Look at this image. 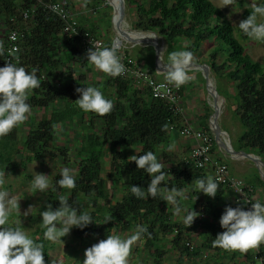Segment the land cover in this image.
<instances>
[{
  "label": "trees",
  "instance_id": "1",
  "mask_svg": "<svg viewBox=\"0 0 264 264\" xmlns=\"http://www.w3.org/2000/svg\"><path fill=\"white\" fill-rule=\"evenodd\" d=\"M143 1L125 0L126 7L138 12L134 29L156 33L165 47L166 64L184 57L196 64L206 63L217 83L225 82L224 98L235 99V114L243 128L232 146L264 162V67L246 53L234 24L212 0ZM26 12L29 17L25 20L22 15ZM262 14L264 0L245 9L243 23L251 25ZM0 16L7 22L16 17L15 27L24 34L21 63L0 69V181L5 172L16 168V158L26 163L66 162L69 151L60 146L58 133L75 128L80 133L75 171L55 178L41 211L43 224L27 246L14 242L19 227H3L0 211V264H50L52 247L47 233L55 228L60 209L76 217L74 237L81 241L104 238L111 229H133L145 247L153 250L152 264H163L161 244L170 238L169 247L188 257H197L204 250L226 256L229 251L224 247L228 245L244 257L243 264L254 262L251 246L246 245L244 204L227 203L222 187L208 195L210 184L204 172L185 160L171 161L166 146L171 131L182 128L180 115L153 99L147 88L122 78L113 63H106L100 80L94 79L95 66L103 56L84 53L81 38L65 34L60 19L37 1L0 0ZM79 30L98 38L95 31L81 26ZM209 42L215 47L200 62L198 54ZM150 49L146 67L156 76ZM110 50L108 42L105 52ZM126 56L131 57L128 52ZM28 112L35 122L20 137ZM207 119L203 117L202 129L212 135ZM134 147L140 152L132 159L128 153ZM159 160L167 166L171 163L163 173L156 172ZM108 161L110 189L104 169ZM117 186L123 192L120 199L116 198ZM183 193L202 207L201 247H188L186 226L174 221L168 197L176 195L180 201ZM110 243L113 247V241ZM261 254L264 257V247ZM111 260L112 255L103 264H111Z\"/></svg>",
  "mask_w": 264,
  "mask_h": 264
},
{
  "label": "rangeland",
  "instance_id": "2",
  "mask_svg": "<svg viewBox=\"0 0 264 264\" xmlns=\"http://www.w3.org/2000/svg\"><path fill=\"white\" fill-rule=\"evenodd\" d=\"M90 1L94 3L96 1L100 2V10L96 20L101 21L102 28L100 30L101 32H97V37L102 38L106 43L109 42L112 44L117 38L112 27V6L107 0ZM148 1L150 0H144L143 2L147 3ZM212 1L217 7L223 10L227 19L236 27V36L245 47L246 53L255 62L264 67V14L256 16L254 23L251 25H246L242 20L245 9L258 5L262 0H245L243 2L240 0ZM126 10L127 15L124 19V25L130 30H136L134 29V24L138 18V12L135 7H126ZM102 29L106 32L104 36H102ZM124 45L127 47V52L131 54L133 50L137 51V47L145 46V44L128 42H124ZM161 47V55L163 57L165 47L162 43ZM214 47L215 45L211 42L205 44L198 54L199 61L204 62L211 55ZM222 60L223 57H220L219 61L221 62ZM97 68L98 65L95 66V69ZM187 71L193 73L192 78L188 82H192V87L197 86L192 89L194 91L196 90L198 94L196 95L199 99L197 105L204 110V116L208 118L207 123L209 125L212 110L208 106V97L212 104L214 98L210 95V92L208 93L206 83L202 85V88H199L200 83L203 84L206 82L202 77L201 71ZM100 73V71L96 70L94 79L100 80ZM209 75L216 89L221 93V95L219 94L220 98H217V105H220L219 123L222 131L225 133L224 140L227 143L233 142L235 144L238 141V135L243 132V128L235 114V99L230 96H228V98H231L229 100L228 98H224L227 88L225 82L217 83L211 71ZM25 121H27V124L24 125L20 137H24L26 131L29 129L28 126H31L35 122L31 112L27 113ZM76 129H70V131L67 129L58 133L60 146L66 147L69 151L66 162L61 159H56L53 162L35 161L26 163V161L16 158V168L4 173L0 181V211L4 215L2 226L19 227V232L15 236L14 242L22 246H27L34 239L37 228L43 224L44 215L41 211L47 201L50 189L54 187L55 178L62 175L63 172L69 173L70 171H75L76 163H78L75 149L80 137V133ZM139 152L140 148L134 147L129 151L128 155L133 159ZM216 152L219 151L217 150ZM169 154H171V160L180 161V158L176 154ZM227 161L229 162L227 165L233 170L230 158ZM241 161L245 163L244 169H235L237 175L250 185L262 188L263 191L262 193L260 192L262 199L260 201L264 204V178H262L259 171L248 159H242ZM110 163V161L105 163V178L109 174ZM163 169H166V165L159 160L156 164V172L161 173ZM106 185L109 189L111 188V182L108 178ZM122 197L123 192L117 186L116 198L120 199ZM180 197H183L180 201L176 200V195L168 197L169 206L175 215L174 221L186 226V233L190 236V239L187 240L188 243L196 248L201 247V239L204 233L201 225L205 220L202 207L196 205L193 199H189L187 193L181 194ZM57 219L55 228L47 233L52 247L49 252L50 264H103L111 255V264H152L155 261V257L152 254L153 250H148L144 242L138 236L134 235V230L131 228H128L126 232H120L124 231L122 229H111L109 230V236L99 239H84L81 241L74 237L76 217L70 216L66 209H60V214ZM188 220H191L192 223L189 224ZM262 224L264 229V222ZM110 241H113V247ZM171 241L170 238L161 244L162 249L165 251L163 264H243L245 262L244 257L240 258L239 253L228 245L224 247V251H229L226 256L218 257L216 252L204 250L197 257H188L182 255L177 250H172L169 247ZM248 246L250 249L251 245L248 244ZM262 246L264 247V244ZM251 251L254 256L255 251H253V247H251Z\"/></svg>",
  "mask_w": 264,
  "mask_h": 264
},
{
  "label": "built area",
  "instance_id": "3",
  "mask_svg": "<svg viewBox=\"0 0 264 264\" xmlns=\"http://www.w3.org/2000/svg\"><path fill=\"white\" fill-rule=\"evenodd\" d=\"M46 11L57 16L63 23L64 33L81 38L80 49L84 53L103 56L107 63L117 65L122 78L131 79L135 84L149 90L153 99L160 100L169 109L183 119L180 134L193 140L194 145L189 157L185 160L187 165H192L204 174L212 176V183L207 189V194H214L219 187L234 193V204L243 203V221L245 223V237L255 251L253 264H264L261 254L264 244V206L254 198V191L242 179L231 175L229 166L215 156L217 148L213 136L203 130H197L185 118L182 105L181 90L174 80H160L152 74L142 63L133 57L126 56L127 47L115 39L111 50L105 52L106 43L94 36L80 33V23L77 14L68 7L64 0H35ZM26 20L29 13H23ZM17 18L12 17L9 22L0 16V69L16 67L21 63L20 49L24 34L15 26ZM117 42L120 44L117 45ZM263 221V222H262ZM188 247H192L190 243Z\"/></svg>",
  "mask_w": 264,
  "mask_h": 264
},
{
  "label": "crops",
  "instance_id": "4",
  "mask_svg": "<svg viewBox=\"0 0 264 264\" xmlns=\"http://www.w3.org/2000/svg\"><path fill=\"white\" fill-rule=\"evenodd\" d=\"M64 1L68 5V7L70 9H72L77 14L81 27L85 28L87 31L91 30L93 32L95 31L96 33L97 32L99 33V31L102 28V26H101L102 23H101V21L96 20V18H97L98 12L100 10V6L96 7L94 5V2L90 1V0H64ZM97 27H98V29H97ZM105 33L106 32H104V30H103L102 36H104ZM98 38H100V37H98ZM100 39H102V38H100ZM150 48L151 47L148 45L141 46L139 48L137 47V51L133 50L132 54L130 52L128 54L131 55V57H133L135 60L142 63L146 67V66H148L147 63H148L149 57L151 55V49ZM152 58H153V63H154L153 50H152ZM106 63H107V61L105 59H103L102 61H98L97 62L98 68L96 70L101 72L102 69L104 68V66H106L108 64V63L107 64ZM176 72H179V71H176ZM181 72H183V73L178 74L175 72H169L166 74H158L156 72V77L160 80H174V79L181 80L179 82H177L176 80H174V81L177 82V84L179 85L180 90H181V98H182V105H183L184 111H185V118L191 123V125H193L194 128H196L197 130H203L202 125L204 123L203 117H204L205 112L199 105H197L199 99L196 97V95H198V94L196 93V90L194 91V89H192V88H196L197 86L192 87V82L191 83L188 82L192 78L193 73H191L190 71H187V70H181ZM202 77H203V75H202ZM194 78H195V76H194ZM205 83L206 82H204L203 84L200 83L199 88H202V85H204ZM208 99H210V98L208 97ZM208 106L210 108L209 104H208ZM193 145H194L193 140L182 136L180 134V130L174 129L173 131H171L169 144L166 146V149H167V152L176 154L180 158V161H181V160H186L189 157V155L193 149ZM215 156L217 158L221 159L226 164H229V162L227 161V159H229L228 157L223 156L219 152L215 153ZM230 160L232 162L231 165L233 167V170H232V168L229 167L230 173H232L231 175H233L236 178L242 179V178H240V176L237 175V173L235 171V169H237V168L244 169L245 163H242V161H241L242 158H239V159L230 158ZM171 161H175V160H171ZM170 165H171V163L168 164V166H170ZM168 166L166 165V168H168ZM234 172H235V174H233ZM205 175H206V177H208V183L211 184L212 183L211 174L210 175L205 174ZM245 183L253 189V191H254L253 195H254V198L256 199V201L258 200L264 206V204L260 201L262 199L260 196V192L262 193V191H263L262 188L261 187L258 188L257 186H252L248 182H245ZM221 193H223V197L225 198V201L227 203H234L235 195L232 191L225 190L222 188ZM246 244H249V243L247 242Z\"/></svg>",
  "mask_w": 264,
  "mask_h": 264
},
{
  "label": "water",
  "instance_id": "5",
  "mask_svg": "<svg viewBox=\"0 0 264 264\" xmlns=\"http://www.w3.org/2000/svg\"><path fill=\"white\" fill-rule=\"evenodd\" d=\"M121 2V10H122V17L120 22L118 21L116 24L114 23V14L112 16V27L117 35L116 40L119 42H128V43H134V44H145L153 48V55H154V68L158 74H166L169 72H176L181 70H199L201 71L203 78L206 81L208 93L210 92V86H214L215 84L210 78V67L206 63L202 64H196L193 61H190L187 58H181L172 64L168 65L164 62L163 57L161 55V42L159 37L156 35V33L151 31H139V30H130L125 27L124 25V19L127 15L126 10V2L125 0H119ZM113 8V7H112ZM114 11V8H113ZM134 34V41L131 42L129 40H124L123 37L131 38V34ZM150 37L151 39L147 38ZM218 97L220 98V95L218 93V90L216 87L214 88ZM208 104L210 105V109L212 110V115L210 118V130L214 139V142L216 144L217 150L220 154H222L225 157L228 158H242V159H248L253 165L256 167V169L261 174L262 178H264V167H261L258 162H261L264 165V162L256 155L249 154L244 151H236L232 147V143H227L224 140L225 133L222 131L219 123L220 118V112L216 108L217 99L214 98L213 104L211 103L210 99H208ZM225 142V143H224ZM221 144V145H220ZM222 144H226L228 147V150H224L222 147Z\"/></svg>",
  "mask_w": 264,
  "mask_h": 264
},
{
  "label": "bare ground",
  "instance_id": "6",
  "mask_svg": "<svg viewBox=\"0 0 264 264\" xmlns=\"http://www.w3.org/2000/svg\"><path fill=\"white\" fill-rule=\"evenodd\" d=\"M108 1V3L114 8V11H113V14H114V23L116 24L118 21L120 22V20H121V17H122V10H121V2L119 1V0H111V1H109V0H107ZM132 29V28H131ZM147 38H149V39H151L150 37H147ZM123 39L124 40H129V41H131V42H133L134 40V34L132 33L131 34V38H127V37H123ZM120 43L119 42H117V45H119ZM215 87L214 86H210V95L213 97V98H215V99H217V98H219L218 97V95H217V93H216V91H215V89H214ZM216 106V108L218 109V111L219 112H221L220 111V105L218 104H216L215 105ZM225 143V142H224ZM221 145V144H220ZM222 147H223V149L226 151V150H228V147H227V145L226 144H222ZM259 163V165L261 166V167H264V165L261 163V162H258Z\"/></svg>",
  "mask_w": 264,
  "mask_h": 264
}]
</instances>
